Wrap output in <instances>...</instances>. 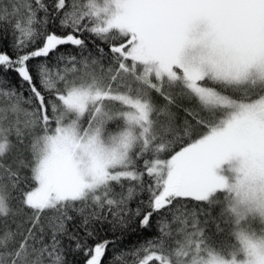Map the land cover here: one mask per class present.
Instances as JSON below:
<instances>
[{
    "label": "snow or ice",
    "instance_id": "1",
    "mask_svg": "<svg viewBox=\"0 0 264 264\" xmlns=\"http://www.w3.org/2000/svg\"><path fill=\"white\" fill-rule=\"evenodd\" d=\"M0 24V264H264V0H0Z\"/></svg>",
    "mask_w": 264,
    "mask_h": 264
},
{
    "label": "trees",
    "instance_id": "2",
    "mask_svg": "<svg viewBox=\"0 0 264 264\" xmlns=\"http://www.w3.org/2000/svg\"><path fill=\"white\" fill-rule=\"evenodd\" d=\"M11 40H12L11 28L7 24H0V48H7ZM100 235L103 238H112L113 233L107 231L106 229H102ZM149 235L151 234L147 232H139V231L130 230L127 233H125L123 237L121 238V241L119 243V248L123 249L126 247H130L132 245H135V244H139L145 239V237ZM219 239H221L225 243L229 242L226 236L220 237ZM110 256H111V253L108 254V257ZM76 260L78 261V264H83V257L78 256L76 257Z\"/></svg>",
    "mask_w": 264,
    "mask_h": 264
}]
</instances>
